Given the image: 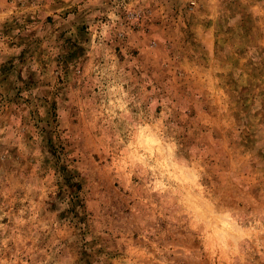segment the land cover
I'll use <instances>...</instances> for the list:
<instances>
[{"label": "rangeland", "instance_id": "374dc122", "mask_svg": "<svg viewBox=\"0 0 264 264\" xmlns=\"http://www.w3.org/2000/svg\"><path fill=\"white\" fill-rule=\"evenodd\" d=\"M0 264H264V0H0Z\"/></svg>", "mask_w": 264, "mask_h": 264}]
</instances>
